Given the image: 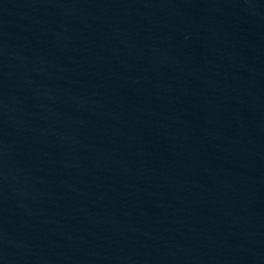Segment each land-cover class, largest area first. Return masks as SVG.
<instances>
[{
	"label": "water",
	"instance_id": "water-1",
	"mask_svg": "<svg viewBox=\"0 0 264 264\" xmlns=\"http://www.w3.org/2000/svg\"><path fill=\"white\" fill-rule=\"evenodd\" d=\"M0 264H264V0H0Z\"/></svg>",
	"mask_w": 264,
	"mask_h": 264
}]
</instances>
